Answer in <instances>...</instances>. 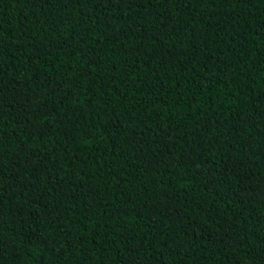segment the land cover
Segmentation results:
<instances>
[{
  "label": "trees",
  "instance_id": "obj_1",
  "mask_svg": "<svg viewBox=\"0 0 264 264\" xmlns=\"http://www.w3.org/2000/svg\"><path fill=\"white\" fill-rule=\"evenodd\" d=\"M0 264H264V0H0Z\"/></svg>",
  "mask_w": 264,
  "mask_h": 264
}]
</instances>
